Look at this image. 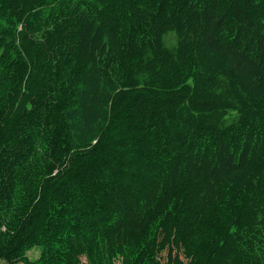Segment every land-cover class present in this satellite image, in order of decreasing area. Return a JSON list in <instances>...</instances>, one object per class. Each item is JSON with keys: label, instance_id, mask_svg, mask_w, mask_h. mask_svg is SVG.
Wrapping results in <instances>:
<instances>
[{"label": "trees", "instance_id": "obj_1", "mask_svg": "<svg viewBox=\"0 0 264 264\" xmlns=\"http://www.w3.org/2000/svg\"><path fill=\"white\" fill-rule=\"evenodd\" d=\"M0 261L264 264V0H0Z\"/></svg>", "mask_w": 264, "mask_h": 264}, {"label": "rangeland", "instance_id": "obj_2", "mask_svg": "<svg viewBox=\"0 0 264 264\" xmlns=\"http://www.w3.org/2000/svg\"><path fill=\"white\" fill-rule=\"evenodd\" d=\"M38 253H39V250L35 248L33 249V251L29 252L28 255L30 256V258H35L37 257ZM0 264H1V261H0Z\"/></svg>", "mask_w": 264, "mask_h": 264}]
</instances>
